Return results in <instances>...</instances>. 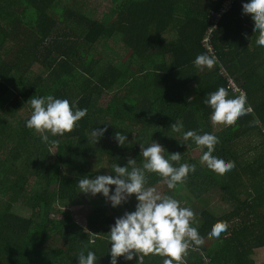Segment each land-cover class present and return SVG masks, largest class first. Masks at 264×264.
<instances>
[{"label": "trees", "instance_id": "16d2710c", "mask_svg": "<svg viewBox=\"0 0 264 264\" xmlns=\"http://www.w3.org/2000/svg\"><path fill=\"white\" fill-rule=\"evenodd\" d=\"M104 2L0 0V264H78L77 254L88 249L96 253V264H110L109 226L124 212L99 194V202L90 203L96 199L79 193L76 182L92 178L99 167L114 175L111 165L124 166L128 157L141 167L140 144L153 141L181 154L174 166H196L173 190L158 174L146 173L149 187L161 184L163 194L193 210V226L204 236L202 245L190 246L173 262L202 264L205 256L211 264H257L256 251L264 249V47L255 43L258 33L242 12L244 0ZM223 8L208 51L210 11ZM120 47L124 54L131 51L127 61ZM199 54L214 56L216 63L197 69ZM221 86L230 96L244 92L251 111L228 125L227 141L215 145L214 156L235 163L218 174L200 163L207 149L185 141L183 132L216 134L226 127L212 123V109L204 103ZM49 94L76 100L87 113L63 136L44 133L45 143L25 122L32 111L28 100ZM176 121L183 125L180 132L171 128ZM95 127L107 131L98 139ZM117 132L127 136L124 145ZM213 198L230 212L219 216L208 208ZM200 202L206 207L197 208ZM136 203L133 195L125 212ZM70 204L85 207L86 227ZM217 222L225 230L209 237ZM163 259L148 254L142 264ZM118 264H136V257H119Z\"/></svg>", "mask_w": 264, "mask_h": 264}, {"label": "clouds", "instance_id": "9594fccd", "mask_svg": "<svg viewBox=\"0 0 264 264\" xmlns=\"http://www.w3.org/2000/svg\"><path fill=\"white\" fill-rule=\"evenodd\" d=\"M242 12L250 14L254 32L258 33L255 43L264 47V0H244ZM215 63V57L208 54H199L193 60V65L200 70L211 69ZM28 102L32 111L25 126L41 133L40 139L45 143L49 142V136L44 133L54 137L63 136L78 126V122L87 113V109L77 107L76 100L56 98L50 94L31 97ZM204 103L212 109L210 120L213 124L231 125L251 111L246 106L244 92L230 96L223 86L208 93ZM171 128L180 132L183 125L176 121ZM106 131V127H95L92 136L99 139ZM115 138L120 145H124L127 140V136L120 132L115 134ZM183 139H191L197 147L207 149L200 156V163L206 164L209 170L223 174L235 166L234 161L213 155L215 145L219 143L214 133L198 134L195 130H187L183 132ZM51 143L55 144L56 141ZM140 149V156L144 158L141 167L136 166V159L133 158H129L124 166L114 162L111 165L114 175H97L94 178L85 175L79 178L76 182L79 193L91 197L102 195L113 208L127 203L135 196V210L116 217L114 224L109 226L110 264H118L119 257L126 261L136 257V264H142L143 256L148 254L160 255L164 258L163 264L180 262L190 246L204 243V236L193 226L196 224L193 210L181 206L173 196L161 194L156 188L149 187L146 173L158 174L167 188L173 190L190 172L196 170V166L187 162L174 166L173 162L181 160V154L169 153L155 141L147 146L140 144ZM165 151L169 153L167 157L162 154ZM225 228L224 223L217 222L208 230L207 235L218 238ZM76 257L78 264H96V253L91 249L86 254L81 250Z\"/></svg>", "mask_w": 264, "mask_h": 264}, {"label": "rangeland", "instance_id": "374dc122", "mask_svg": "<svg viewBox=\"0 0 264 264\" xmlns=\"http://www.w3.org/2000/svg\"><path fill=\"white\" fill-rule=\"evenodd\" d=\"M104 3L110 4V0H105ZM105 8H106L105 4L99 5V11H101V13H102V11L105 10ZM118 52H119L120 55H123V59L125 61H127L129 59L130 55H131V51L130 50H129L128 53L124 54V48H122V47H120ZM106 104H107V99L103 101V106H106ZM221 130H220L221 132L215 134L219 138L218 145L227 141L228 127L226 126L225 128H223ZM129 158H131V157H128V159ZM99 169L100 170L95 172V176L104 175V170H102L101 167H99ZM95 176H93L92 178H94ZM154 188H156L158 192L163 194L161 184H157ZM97 197H98V195L95 196V197H91V198H95L96 199ZM89 202L90 203L91 202L95 203V202H99V200L98 199H96V200L92 199V200H89ZM89 204H87V205H89ZM198 204L199 205L196 204L197 208L202 209V208L206 207V204L203 203V202H200ZM207 205H208L207 206L208 208H212L215 211V213L217 215H219V216L223 215L225 211H227V214H228L230 212V210H231V207L229 205H226L225 203H221V200L218 199V198L217 199H214V198L213 199H209ZM117 209H120V210H122L125 213V203L122 204L121 206H118ZM69 210H70V212L72 214H74V218L76 219V221L79 224H81L83 227H86L87 224H86V219L84 217L85 214L83 213V212H85V207H79V206H74V204H70ZM255 257H256L255 260H256L257 264L264 263V249H259L257 251ZM173 264H175V263L173 262Z\"/></svg>", "mask_w": 264, "mask_h": 264}, {"label": "built area", "instance_id": "2783aa9c", "mask_svg": "<svg viewBox=\"0 0 264 264\" xmlns=\"http://www.w3.org/2000/svg\"><path fill=\"white\" fill-rule=\"evenodd\" d=\"M226 11H227V9H224V8L220 11H217V13H215V11H210L211 27L209 28V30L207 32L206 39L204 40V46L206 47V49L208 51H213V49L210 45L211 35L216 30L218 23L220 22L223 15L226 14ZM229 87H231L234 90L238 89L237 84L232 79H230ZM202 264H211V262L207 257L203 256L202 257Z\"/></svg>", "mask_w": 264, "mask_h": 264}, {"label": "crops", "instance_id": "0c3cea01", "mask_svg": "<svg viewBox=\"0 0 264 264\" xmlns=\"http://www.w3.org/2000/svg\"><path fill=\"white\" fill-rule=\"evenodd\" d=\"M257 252V251H256ZM175 263V262H174ZM176 264V263H175Z\"/></svg>", "mask_w": 264, "mask_h": 264}]
</instances>
